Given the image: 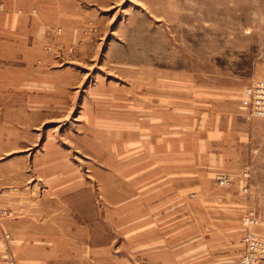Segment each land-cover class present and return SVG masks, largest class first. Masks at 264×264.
I'll return each mask as SVG.
<instances>
[{"label": "rangeland", "instance_id": "374dc122", "mask_svg": "<svg viewBox=\"0 0 264 264\" xmlns=\"http://www.w3.org/2000/svg\"><path fill=\"white\" fill-rule=\"evenodd\" d=\"M80 8L64 22L74 37L60 28L41 54L51 62L30 64V94L51 97L47 110L11 119L7 109L27 100L16 93L7 104L0 86V161L55 147L58 163L74 169L75 209L89 226L75 240L92 264H264V118L241 109L243 90L264 80V0H80ZM222 110L255 127L241 146L249 166L203 193L193 175L186 191L173 189L177 147L167 140L176 123L182 167L194 170L205 155L198 139L217 132L208 119ZM134 180L150 190L151 208L134 210ZM83 184L92 197L79 195ZM135 213L151 217L135 225ZM5 219L0 212V264H18Z\"/></svg>", "mask_w": 264, "mask_h": 264}, {"label": "crops", "instance_id": "0c3cea01", "mask_svg": "<svg viewBox=\"0 0 264 264\" xmlns=\"http://www.w3.org/2000/svg\"><path fill=\"white\" fill-rule=\"evenodd\" d=\"M81 10L80 0H0V86L9 92L5 94L7 104L14 102L16 93L28 104L19 109L8 108L5 114L11 119L16 114L20 118L31 119L38 115L39 110L49 108L51 97H32L30 94V87L34 84L30 81L29 71L33 69L30 64L38 63L44 68L45 63L51 62L47 56H41L50 41L49 36L58 35V30L62 28L61 35L71 36L73 33L74 37L75 29L70 33L64 22L79 19ZM213 114L208 120L214 121L217 132L209 133L210 139H198V144L205 146L204 160L199 158V167L190 171L182 167L185 147L180 144L183 134H179L176 123V132L167 140L170 148L173 143L177 147L168 158L173 161V170L167 172L170 182L175 183L173 189L186 191L187 184H190L186 177L193 175L194 189L203 193L212 186L217 176L228 174L235 177L249 166V152L241 148L244 144L249 146L250 135L255 133L253 123L239 112L232 114L222 110ZM214 143L219 144L214 146ZM47 150L43 156L36 154L32 157L26 154L14 156L13 152H9L10 157L0 161V212L7 214L4 230L11 234L9 245L18 264H92L95 253H92L94 258H90L88 252L79 255V241L75 240L81 234L85 236L89 226L84 220L79 221L75 209L77 181L74 169H69L64 162L58 163L55 147L49 145ZM117 172L113 173L115 178ZM99 176L104 178L110 174L100 172ZM135 182L132 187L134 210L146 206L151 208L150 190L136 189ZM241 183L243 181L238 179L233 185L234 192L240 194ZM80 187L83 191L79 195L83 192V196L92 197L86 184ZM236 192L235 197L239 196ZM135 214L132 218L135 225L151 217L147 215L143 218ZM125 223L131 222L128 220Z\"/></svg>", "mask_w": 264, "mask_h": 264}, {"label": "built area", "instance_id": "2783aa9c", "mask_svg": "<svg viewBox=\"0 0 264 264\" xmlns=\"http://www.w3.org/2000/svg\"><path fill=\"white\" fill-rule=\"evenodd\" d=\"M241 109L249 119L264 118V80L255 81L244 89ZM221 183H226V181L221 180Z\"/></svg>", "mask_w": 264, "mask_h": 264}, {"label": "bare ground", "instance_id": "6f19581e", "mask_svg": "<svg viewBox=\"0 0 264 264\" xmlns=\"http://www.w3.org/2000/svg\"><path fill=\"white\" fill-rule=\"evenodd\" d=\"M244 91V90H243ZM244 93V92H243ZM243 96V95H242ZM229 178V177H228ZM228 178H224L223 180H228ZM229 180H230V178H229ZM229 180H228V182H229Z\"/></svg>", "mask_w": 264, "mask_h": 264}]
</instances>
